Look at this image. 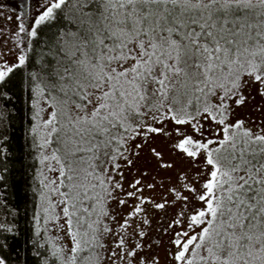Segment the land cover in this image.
<instances>
[{
	"label": "snow or ice",
	"instance_id": "snow-or-ice-1",
	"mask_svg": "<svg viewBox=\"0 0 264 264\" xmlns=\"http://www.w3.org/2000/svg\"><path fill=\"white\" fill-rule=\"evenodd\" d=\"M54 20L67 23L37 85L50 107L38 127L40 147L54 140L59 165V183L51 182L59 199L45 212L61 206L59 226L72 247L68 255L53 246V264H127L128 257L158 264L145 259L143 243L130 245L128 230L142 241L146 205L164 210L177 202L178 218L164 228L173 233L174 264H264V127L230 121L247 89L264 98V0H47L31 36ZM4 55L0 83L26 62L17 54L9 64ZM154 136L170 137L169 152L187 166L162 202L144 196L156 183L134 179L125 188L120 170ZM149 151L158 169L176 167ZM113 201L130 208L120 220Z\"/></svg>",
	"mask_w": 264,
	"mask_h": 264
},
{
	"label": "trees",
	"instance_id": "trees-1",
	"mask_svg": "<svg viewBox=\"0 0 264 264\" xmlns=\"http://www.w3.org/2000/svg\"><path fill=\"white\" fill-rule=\"evenodd\" d=\"M66 23L52 26L45 41L31 37L25 64L0 83V244L6 245L0 257L7 264H53L56 259L40 213L44 180L37 110L43 97L37 85L46 75L47 53Z\"/></svg>",
	"mask_w": 264,
	"mask_h": 264
},
{
	"label": "rangeland",
	"instance_id": "rangeland-1",
	"mask_svg": "<svg viewBox=\"0 0 264 264\" xmlns=\"http://www.w3.org/2000/svg\"><path fill=\"white\" fill-rule=\"evenodd\" d=\"M47 4V0H0V53L5 54L3 59H6L9 64L13 62L14 55L23 54L25 51L29 40L31 39L30 30L34 27L35 19L44 11ZM11 17V19H9ZM64 21L57 23V21H52L49 24L42 25L40 27L41 31L35 38H40L42 41L47 39V31L50 30L55 24H62ZM23 25L25 29L24 32H20L19 28ZM56 38L52 43L55 45ZM24 42V43H22ZM246 95L249 97L247 103L241 107H236L230 121L236 119H242L245 121V126L255 130L257 126L264 127V98L259 96L256 92L255 87L247 89ZM50 111L49 102H46L42 98L38 104V120H37V133L39 140V147L42 143L41 137L44 135V130L42 127H38L43 124V121L48 118V113ZM171 127V125H169ZM205 132L208 138H214V133L208 126H205ZM140 138L137 137L135 143H139ZM172 139L165 136H154L150 143H148L143 149L139 150L138 156L130 157L133 160V166L127 167L123 165V161H120L122 167L121 171L124 173V185L127 188L129 182L134 179H141L143 184L156 183L157 188L155 190H149L145 188L144 196L152 197L158 202H162V197H166L171 200V196L167 193L166 189L176 183L177 173L187 166L181 164L176 156L169 152L171 147ZM129 147L132 151H136L133 144ZM156 148L158 151L164 154L165 160L174 161L176 167L169 170H162L156 167V162L152 158L150 153V148ZM56 148V144L53 143L39 149V161L42 166V176H43V186L45 184L49 185L48 188L43 187L41 192V204L40 213L42 215L43 227L45 228L50 240L53 242L56 248H62L65 254L70 255L69 249L72 247V242L70 236L67 234L60 224H63V217L60 211L61 206L57 205L55 208L51 209L49 212H45V209L49 207L48 201L51 200L53 204H56L59 197L51 192L52 181H56L57 184L59 180V165L55 160L51 159L53 150ZM48 157V159H44ZM190 173H194L195 169H188ZM147 173L146 176H142L141 173ZM119 178V177H117ZM203 182L201 178L200 183ZM162 185V186H161ZM199 188V184L195 185ZM129 191L131 189H128ZM44 194V196H42ZM187 195V193H185ZM47 198H44V197ZM121 198L124 196L121 194ZM133 201L129 200V205ZM191 206V198L189 201ZM147 216L146 218L150 221L149 224L143 225V230L148 233V235L141 241L131 235V228L128 230L130 245L143 243L145 248L143 254H145V259L147 256H155L158 258V264H174L172 253L175 251L171 245V239L173 236L172 230L168 232L164 231V228L173 218H178L176 214L181 211V204L177 202L175 205H170L164 210L155 209L152 205H146ZM112 214L116 216L117 220H120L122 216H126L129 207H121L116 204L115 201L112 202ZM184 212H188L189 209H183ZM51 216H60L59 222H55L50 219ZM110 227H114L117 232L121 231L119 225L116 221L109 222ZM136 225L133 224V227ZM110 238V237H109ZM155 242V243H153ZM151 244V247L147 245ZM139 251V250H138ZM137 257H128L127 264H137ZM59 264V261L56 263ZM118 264H124V262H118Z\"/></svg>",
	"mask_w": 264,
	"mask_h": 264
}]
</instances>
